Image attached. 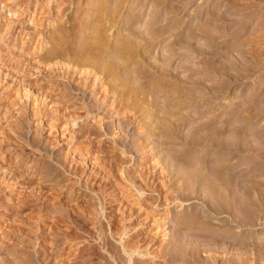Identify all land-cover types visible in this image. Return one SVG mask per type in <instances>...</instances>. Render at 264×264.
Listing matches in <instances>:
<instances>
[{"label":"rangeland","instance_id":"obj_1","mask_svg":"<svg viewBox=\"0 0 264 264\" xmlns=\"http://www.w3.org/2000/svg\"><path fill=\"white\" fill-rule=\"evenodd\" d=\"M60 1L0 0V264H264V217L252 226L247 204L232 206L229 217L226 198H208V187L218 188L214 158L234 166L232 185L241 177L264 188V146L254 144L264 143V0H108L103 7L64 0L57 17ZM84 4L97 9L88 16L91 32L97 16L115 18L103 32L110 50L127 27L137 33L131 88L144 102L130 99L127 85L103 99L93 77L75 90L65 67L37 68L34 54L45 56L51 31L69 29ZM167 26L169 33L150 39ZM71 32L59 41L70 53L94 37ZM72 58L58 62L67 67ZM155 64L153 76L147 67ZM118 99L131 121L116 114ZM135 100L150 106L148 117L133 110ZM203 126L222 139L233 128L234 150L188 142ZM203 157L208 169L191 186ZM178 160H186L183 168ZM189 219L209 230H180Z\"/></svg>","mask_w":264,"mask_h":264},{"label":"bare ground","instance_id":"obj_2","mask_svg":"<svg viewBox=\"0 0 264 264\" xmlns=\"http://www.w3.org/2000/svg\"><path fill=\"white\" fill-rule=\"evenodd\" d=\"M66 1V0H65ZM64 0L63 1H60V3L55 7V15L57 16V17H60L61 16V13L65 10L64 8H62V7H64V5L66 4V2H65ZM68 1V0H67ZM95 1V0H94ZM76 3V0H69V3ZM86 2V1H85ZM108 2V0H96V5H98V6H102L103 7V4H105V3H107ZM152 2H153V0H152ZM159 2V1H158ZM157 2V3H158ZM109 3V2H108ZM119 3V2H118ZM155 3V2H154ZM233 4V3H232ZM238 4V3H237ZM85 5V4H84ZM241 5V4H240ZM244 5V4H243ZM86 6V8H85V10L84 9H82V12H81V15L79 16V17H77V18H75L74 17V20L72 21V22H74V23H72V22H70V28L69 29H65V30H63V29H56V30H54V31H51V35H52V39H51V46H50V48L49 49H47V52H46V55L45 56H43V57H41V56H37L36 54H34L35 55V57L33 56V54H32V57H34V59L36 60V65H37V68H39L40 69V65H41V68L42 67H44V68H50V67H57L58 69H62L63 70V67H65L66 68V70H67V72L68 71H70L71 73H73L74 74V89L76 90V88L78 89V87H80V86H85L86 85V81L87 80H89V78H91V77H93V78H95V82H97V80H98V83H97V85L98 84H100V86L103 88V89H105L104 90V94H102V96H103V99L104 98H107V96L108 95H113L115 92H117L118 94H119V92L117 91L118 90V87L120 88L121 86H124V87H122L121 89H122V91L123 90H125L124 88H126V85L128 86L127 88H129V89H127L128 91H126V92H128V94L130 95V93L132 94V93H134L135 91H134V89L133 88H131L132 86V82H134L133 84H137V79H136V77L134 78V79H136L135 81H132L131 80V78H130V75L132 74V71H133V69H131L130 67H131V65H133V67H136V66H138L139 65V62H140V57H138L137 58V56H138V54H139V51H140V45L137 43V42H139V41H135L134 39L135 38H133V36H136V32L134 31V29H131L132 28V26H129V25H127V26H129V27H131V28H128L127 27V31L128 32H130V34H128L129 35V39H128V41H126L125 39H127L128 38V35H127V38L126 37H122V38H118L117 40H116V44H115V46L113 47V49L112 50H110L111 49V47H110V43L109 42H107V40L105 41V39H104V36L105 35H103V32L105 31V29H106V32H108V29H110L109 28V26H111V27H113L114 26V24L116 23L115 21H114V19L115 18H111L110 16H105L103 19H101V16H97V19L100 21L101 20V22L100 23H98V25H96V27L94 28V32H91V31H93L92 30V27H93V24H92V22H94L93 20H91V18L90 17H88L91 13H93V12H97V9L95 8V9H91L92 8V4H87V5H85ZM83 7V6H82ZM93 7H96V6H93ZM221 7V6H220ZM100 8V7H99ZM99 8H98V10H99ZM260 9V8H259ZM102 10V9H101ZM263 11V10H262ZM230 12V11H229ZM98 14V13H97ZM108 14H110V13H108ZM112 14V15H111ZM111 16H115V17H117L118 16V11H117V9H113V11L111 12ZM156 15V14H155ZM166 15V14H165ZM209 17V16H208ZM260 17V16H259ZM59 19V18H58ZM209 19V18H208ZM223 19V18H222ZM263 19V18H262ZM224 20V19H223ZM137 21V20H136ZM159 21V20H158ZM209 21H210V19H209ZM213 21V20H212ZM215 21H216V19H215ZM98 22V21H97ZM114 22V23H113ZM219 22V21H218ZM263 22V21H262ZM113 23V24H112ZM156 23V21H152L149 25H156L155 24ZM113 26H112V25ZM134 24V23H133ZM211 24V23H210ZM125 27V26H124ZM157 27V26H156ZM216 27V26H215ZM134 28V27H133ZM150 28V27H149ZM154 28V27H153ZM194 28V27H193ZM74 29V33H75V35H76V33L78 34V33H80V34H92V33H94L93 35H94V37L93 38H91L92 36H90V38H88V37H86L85 39H83L81 42V44L80 45H73L74 46V53H70V50H68V48H65L63 45H60L59 44V41H61L62 42V39L64 38V36L63 35H65V34H63V33H68V32H71V30H73ZM129 29V30H128ZM136 30V29H135ZM170 30V28H168V26L166 27V28H164V29H162V30H159V33H157V32H155V34L154 35H152L151 34V36H150V39H155V38H157V37H159V36H161V35H165V34H167V33H169L168 31ZM156 31H158V30H156ZM193 31V30H192ZM201 31H202V29H201ZM138 32V31H137ZM153 32V31H152ZM190 32V31H189ZM203 32V31H202ZM66 33V34H67ZM72 33V32H71ZM157 33V34H156ZM148 34V33H147ZM264 34V33H263ZM140 35V34H139ZM199 35V34H198ZM197 35V36H198ZM122 36V35H121ZM133 38H131V37ZM67 37V36H66ZM108 37V36H107ZM139 37V36H138ZM210 37V36H209ZM214 37V36H213ZM145 38H146V36H145ZM188 38V37H187ZM80 39H81V37H80ZM150 39H148V40H150ZM208 39V38H207ZM210 39V38H209ZM88 40H89V42H88ZM188 40H189V38H188ZM264 40V39H263ZM109 41V40H108ZM80 42V41H79ZM145 42H148V41H146V40H141V44L143 43H145ZM187 43V42H186ZM185 43V44H186ZM190 43V42H189ZM181 44V43H180ZM179 44V45H180ZM189 45V44H188ZM181 47V46H180ZM42 48L43 47H39V49H36V52L39 50H42ZM184 48H186V47H184ZM215 48V47H214ZM244 48V47H243ZM166 49V48H165ZM182 49V48H181ZM34 50V49H33ZM71 50V52H73ZM172 50V49H171ZM109 51H111V53L109 52ZM169 51H170V49H169ZM168 51V52H169ZM109 52V53H108ZM135 52V54L136 55H132V53H134ZM167 53V52H166ZM173 53V52H172ZM201 53V52H200ZM216 53V52H215ZM213 54V53H212ZM69 55H72L73 56V58L72 59H74L73 61H72V59L69 61H67V67L66 66H62L63 64H60V62H58V59L59 58H61V57H67L68 58V56ZM125 55H129L128 56V58L125 56ZM107 56H108V58H107ZM125 56L126 57V59H125V57L123 58V57ZM166 56V55H165ZM165 56H163V57H165ZM200 56V55H199ZM231 57V56H230ZM71 58V57H70ZM168 58H169V56L168 57H165L163 60H162V62H169L168 61ZM213 58V57H212ZM33 59V58H32ZM65 59V58H64ZM143 60V59H142ZM65 61V60H64ZM242 62V61H241ZM163 63V64H164ZM170 63V62H169ZM147 64V63H146ZM168 64V63H167ZM254 64V63H253ZM124 65H125V67H124ZM152 65H154V64H152ZM158 65H159V63H158ZM229 65V64H228ZM145 67H146V65H145ZM150 67V66H149ZM160 67H164V66H162V64L159 66V70H160ZM249 67V66H248ZM211 68V67H210ZM57 69V70H58ZM157 69V67H156V64H155V67L154 66H152L151 68H148L147 67V70H149L148 72H150L151 73V71L153 72L154 71V73H156V70ZM42 70V69H41ZM40 70V71H41ZM46 70V69H45ZM56 70V69H55ZM158 70V71H159ZM165 70V69H164ZM163 69H162V72L164 73V72H166V71H164ZM216 70V69H215ZM188 71V70H187ZM53 72V71H52ZM63 72V71H62ZM123 73V75H121L122 73ZM144 72V71H143ZM214 72H216V71H214ZM55 73H57V72H55ZM153 73V74H154ZM163 73H161V74H163ZM166 73H168V72H166ZM171 73V72H170ZM65 74V73H64ZM145 74V73H144ZM152 74V73H151ZM152 74V75H153ZM160 74V73H159ZM121 75V76H120ZM140 74H138V76H139ZM142 75V74H141ZM146 75V74H145ZM172 75V74H171ZM181 75V74H180ZM73 76V75H72ZM153 76H155V75H153ZM145 77H147V76H145ZM167 77H168V75H167ZM180 77V76H179ZM182 77V76H181ZM189 77V76H188ZM157 78V77H156ZM105 79H109L106 83H104L105 82ZM139 79H142L143 80V78L140 76V78ZM145 79V78H144ZM175 79V78H174ZM186 79V78H185ZM203 80V79H202ZM137 81V82H136ZM182 81V80H181ZM183 82V81H182ZM186 82V81H185ZM76 83V84H75ZM140 83H142L141 81H140ZM144 84H145V82H143ZM173 83V82H172ZM189 83V82H188ZM192 84V83H191ZM76 85H77V87H76ZM177 85V84H176ZM200 85V84H199ZM213 85V84H212ZM211 85V86H212ZM140 86H141V84H140ZM106 87H107V89H106ZM148 87V86H147ZM176 87V86H175ZM183 88V87H182ZM79 89H81V88H79ZM84 88H82V90H83ZM102 89V90H103ZM145 89V88H144ZM181 89V88H180ZM135 90H136V88H135ZM142 90V89H141ZM220 90V89H219ZM226 90V89H225ZM137 91H140V88L138 89L137 88ZM135 92V95L133 96L132 95V97H130V99H134V97H135V99H139L138 100V102L140 101V100H142V102H144L143 101V99L141 98L140 99V97H139V92ZM164 91V90H163ZM76 92V91H75ZM136 93H138V96H136ZM101 95V94H100ZM141 95V94H140ZM146 96V95H145ZM129 97H127V98H129ZM262 97V96H261ZM100 98H102L101 96H100ZM137 100H135L134 101V108H133V110H136L135 112L136 113H138V112H140L141 110H144L145 111V113H146V115H147V117H148V114H151V108H150V106H148L146 109H144L143 108V106H142V104H140V105H138L137 103ZM118 101V105H117V108L115 107V111H116V114L120 117H126L128 120H132V117L131 116H129L128 114H127V112H125V106H124V103H123V101L121 100V99H118L117 100ZM141 102V103H142ZM89 106V105H88ZM173 107V106H172ZM91 108V107H90ZM92 110H93V108H92ZM91 109H90V111H92ZM156 110V109H155ZM153 111V110H152ZM168 111V110H167ZM94 112V111H93ZM134 112V113H135ZM198 114V113H197ZM233 115V114H232ZM145 116V115H144ZM156 115L154 114V117H155ZM75 117H77V116H75ZM151 117V116H150ZM162 117V116H161ZM235 117V116H234ZM244 117V116H243ZM179 118V117H178ZM182 118V117H181ZM245 118V117H244ZM249 118V117H248ZM79 119V118H78ZM158 119V118H157ZM164 119V118H163ZM246 119V118H245ZM75 120H76V118L74 119V124H75ZM170 121V120H169ZM234 121V120H233ZM232 121V122H233ZM174 122V121H173ZM230 122V121H229ZM160 123V122H159ZM213 124V123H212ZM215 124V123H214ZM230 124V123H229ZM208 125V124H207ZM228 125V124H227ZM182 126V125H181ZM212 126H214V125H212ZM216 127V126H215ZM229 127V126H228ZM172 129V128H171ZM156 130V129H155ZM194 130V129H193ZM218 130V129H217ZM215 128H212V127H210V128H208V126H207V128H204V126H203V128H201V129H199V130H194V131H191L192 133L190 134V139L188 140V142H190L191 144H202V142H204L203 144H205V145H207V147L209 146H213V148L214 147H223V150H227V151H230V149L231 150H234L233 149V145H234V143H235V140H234V137H232V135H234L233 133L235 132V131H233V128L232 129H230V130H228V133L230 134V136H228V137H226L225 139L223 138L222 139V132H220V131H217ZM235 130V129H234ZM202 132H205V135H202L201 133ZM176 133V132H175ZM180 133H182V132H180ZM246 133V132H245ZM170 135V134H169ZM255 135V134H254ZM238 136V135H237ZM264 136V135H263ZM189 137V136H188ZM261 137V136H260ZM259 138V137H258ZM179 139V138H178ZM186 141V140H185ZM238 141V140H237ZM262 141V140H261ZM260 140H258L257 142H254V144H255V146L258 148H262L264 145V143H262ZM186 143V142H185ZM190 143H189V145H190ZM199 144V145H200ZM187 145H188V143H187ZM188 145V146H189ZM204 145V146H205ZM251 146V145H250ZM254 146V147H255ZM212 148V147H211ZM245 148V147H244ZM217 149V148H216ZM250 150V149H249ZM217 152V151H216ZM190 153V152H189ZM183 155V154H182ZM189 155V154H188ZM237 156V155H236ZM204 158V157H203ZM180 159V158H179ZM186 159V158H185ZM188 160V159H187ZM179 161V160H178ZM186 160H180L179 162H177V163H179V165L183 168V164L184 163H186L185 162ZM202 162H201V165H200V170H197L198 171V173L196 174H194L195 176H194V180H192V185L191 186H194L195 187V185L193 184V182L195 183V182H197L200 178H202L203 176H202V174L204 173V171H206V169H208L207 168V164L209 163H207V161L208 160H206L205 158L204 159H202L201 160ZM226 161V160H225ZM225 161H223L222 162V160H221V162L218 160V162L217 161H215V158H214V161L212 162V161H210V162H212V163H214L213 165H217V166H215V169H214V175H213V177H214V180L216 181V183L218 184V188H217V185H214V184H212L211 186H209L208 187V198L209 197H211V200L214 198H216V202H218L217 201V198H219L220 197V199H221V197L223 198V200H225L224 198H226L227 199V201H226V204H225V206H227V208H226V210H227V212L225 211V209H224V211L226 212V214H227V216H231L229 213H228V209H232L231 207L233 206H235V204L237 205L238 204V206H242V205H244V207H245V204H247L246 205V207L245 208H247V213L249 214L248 216H249V218H250V222L248 223V224H250V225H252V226H255V224H257L256 223V221H254V219L255 218H259V217H264V188L263 189H260V186H259V183L258 184H255L256 182H250L249 180L248 181H246V179H244V178H242V180H240L239 178H241V177H237L238 179H237V182L236 183H233V185L229 182V181H231V179L229 180V178H230V176H231V173L233 172V170L235 169L234 168V166H232L231 164H230V162L229 161H227L226 162V164H224V162ZM200 164V163H199ZM211 164V163H210ZM222 164V167H219V165H221ZM186 165V164H185ZM184 165V166H185ZM209 165V164H208ZM224 165V166H223ZM255 166V165H254ZM258 166V165H257ZM209 167V166H208ZM213 167V166H212ZM181 168V170H180V172L181 171H184L183 172V174H185V168H184V170ZM187 168H189V167H187ZM186 168V169H187ZM191 168H192V166H191ZM212 169V170H213ZM195 170V169H194ZM210 170V169H209ZM208 172V171H207ZM249 173V172H248ZM213 174V173H212ZM187 175V174H186ZM183 176V175H182ZM188 176V175H187ZM202 176V177H201ZM191 177H193V176H191ZM257 177V176H256ZM184 178V177H183ZM206 178V177H205ZM182 179V178H181ZM185 179V178H184ZM236 179V178H235ZM248 179V178H247ZM185 180H190L189 178L188 179H185ZM202 180V179H201ZM209 180V179H208ZM213 180V179H212ZM229 180V181H228ZM158 181V180H157ZM156 181V182H157ZM159 181H161L160 183H161V185L162 186H164L165 185V183L162 181V180H159ZM191 181V180H190ZM166 182V181H165ZM202 182V181H201ZM133 186L135 185V184H132ZM181 185V184H180ZM199 185V184H198ZM210 185V184H209ZM262 185H263V183H262ZM182 186H183V184H182ZM206 186H208V185H206ZM135 187V186H134ZM165 187V186H164ZM198 187H200V186H198ZM262 187H264V186H262ZM185 189V188H184ZM206 190V189H205ZM137 191H139L140 193H142L144 190H142V189H137ZM190 191V190H189ZM196 191V190H195ZM204 191V190H203ZM179 193H180V191H179ZM163 194V193H162ZM161 194V195H162ZM206 195V194H205ZM164 197V196H163ZM172 198V201L174 200L175 201V199L176 198H173V197H170V199ZM164 200L165 201H167L168 199H167V197H164ZM219 200V199H218ZM223 200H220V201H222L223 202ZM212 201H215V200H212ZM211 202V201H210ZM222 202H220V205L222 204ZM228 202V203H227ZM170 203V202H169ZM214 203V205L216 204L215 202H212V204ZM209 204V203H208ZM219 205V204H218ZM217 206V205H216ZM222 206H224V204L222 205ZM224 208V207H223ZM240 208V207H239ZM212 210V209H211ZM220 210V209H219ZM218 210V211H219ZM223 210V209H222ZM243 210V209H242ZM246 210V209H245ZM217 211V210H216ZM224 212V213H225ZM221 213V212H220ZM219 214V213H218ZM233 214V213H232ZM237 215V214H236ZM238 217V216H237ZM200 219V218H199ZM234 219V218H233ZM239 219V218H238ZM202 220V219H201ZM205 220V219H204ZM182 221H184V220H182ZM238 221V220H237ZM240 222V221H239ZM158 224V223H157ZM247 224V223H246ZM260 224V223H259ZM249 225V226H250ZM164 226V225H163ZM179 226V228H180V230H182V231H189V229H194V230H199V231H204L205 229H208L209 230V225L207 224V223H200L199 221L197 222V221H195V220H193V219H189V220H185L184 222H182L180 225H178ZM242 226V225H241ZM224 227V226H223ZM164 229V228H163ZM211 229V228H210ZM126 230V229H125ZM211 231V230H210ZM216 232H218V231H216ZM184 233V232H183ZM211 233H214V232H211ZM217 234V233H216ZM196 237V236H195ZM200 238V237H199ZM72 241V240H71ZM180 241V240H179ZM73 244V243H72ZM184 245V244H183ZM103 246V245H102ZM101 246V247H102ZM201 246V245H200ZM177 247V246H176ZM125 251H126V253L128 254V256L131 258V256H132V254H134L135 253V251H133V250H126V249H124ZM197 250V249H196ZM196 250H192L193 252H192V254L194 255V258H197V257H199L200 256V254H199V251H196ZM181 251H183V250H181ZM220 252V251H219ZM183 253V252H182ZM185 253H187L186 251H185ZM197 254H199V255H197ZM214 254V253H213ZM223 254V253H222ZM238 254V253H237ZM241 254V253H240ZM184 255V254H183ZM185 256V255H184ZM238 256H239V254H238ZM243 256V255H242ZM183 258H185V257H183ZM193 258V257H192ZM211 258V257H210ZM225 258V257H224ZM244 259V258H243ZM247 260V259H246ZM263 260V259H262ZM220 261V260H219ZM223 261V260H222ZM225 261V260H224ZM130 262V261H129ZM263 262H264V260H263ZM227 264H228V262H227Z\"/></svg>","mask_w":264,"mask_h":264}]
</instances>
